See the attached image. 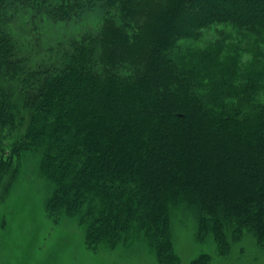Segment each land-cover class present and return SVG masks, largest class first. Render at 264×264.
<instances>
[{"label": "trees", "instance_id": "1", "mask_svg": "<svg viewBox=\"0 0 264 264\" xmlns=\"http://www.w3.org/2000/svg\"><path fill=\"white\" fill-rule=\"evenodd\" d=\"M225 1L38 0L33 30L98 6L99 26L32 65L0 0V186L34 157L46 213L75 220L92 252L142 238L157 264H179L170 213L183 204L220 257L244 232L264 248V52L244 78L234 61L214 71L221 46L184 47L220 26L264 38V0ZM5 131L18 133L8 149Z\"/></svg>", "mask_w": 264, "mask_h": 264}, {"label": "rangeland", "instance_id": "2", "mask_svg": "<svg viewBox=\"0 0 264 264\" xmlns=\"http://www.w3.org/2000/svg\"><path fill=\"white\" fill-rule=\"evenodd\" d=\"M9 1L6 0L2 17L17 23V28L23 34L10 26L14 46L20 52L30 54L28 62L32 65L45 57L56 59L53 51L60 42H66L72 35L79 37L86 28L99 26V20H95L99 18L97 12L100 6L86 17L81 11L73 14L77 18H84L87 25L77 23V18H72L47 22L46 26L42 23V30H33L26 19L31 15H40L34 11L43 5L38 0H13L12 4ZM224 3L227 4V1L224 0ZM22 16L27 22L19 21ZM208 46L223 48L213 64L215 72L234 61L245 78L252 71L251 65L260 61L256 54L264 52V38L252 32L220 26L201 34L199 41L184 43L185 49L193 53ZM46 47L52 48V52H46ZM217 79L216 75H212L202 80L197 93H209L211 90L208 87ZM255 99L257 103L264 98L259 95ZM17 134L2 133V146L10 148ZM39 175L35 158L27 154L18 176L7 191L8 178L0 186V264H157L153 251L142 238H133L112 250L103 246L95 252L89 251L85 247L83 230L75 220L62 218L55 221L46 213L44 205L49 189ZM170 218L173 250L179 264H189L202 254L210 256L209 264H264V248L256 245L255 237L249 232H244L239 242L228 238L229 252L220 257L212 237L202 242L198 240L197 220L188 205L172 209Z\"/></svg>", "mask_w": 264, "mask_h": 264}]
</instances>
